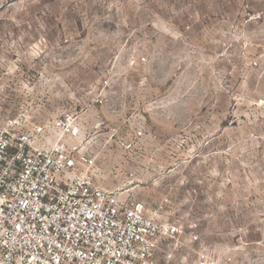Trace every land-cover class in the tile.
<instances>
[{"label": "rangeland", "instance_id": "rangeland-1", "mask_svg": "<svg viewBox=\"0 0 264 264\" xmlns=\"http://www.w3.org/2000/svg\"><path fill=\"white\" fill-rule=\"evenodd\" d=\"M64 111L109 187L169 199L175 264H264V0H0V126Z\"/></svg>", "mask_w": 264, "mask_h": 264}, {"label": "built area", "instance_id": "built-area-1", "mask_svg": "<svg viewBox=\"0 0 264 264\" xmlns=\"http://www.w3.org/2000/svg\"><path fill=\"white\" fill-rule=\"evenodd\" d=\"M99 157L77 112L0 126V264H175L186 228L162 217L169 199L109 187Z\"/></svg>", "mask_w": 264, "mask_h": 264}, {"label": "crops", "instance_id": "crops-1", "mask_svg": "<svg viewBox=\"0 0 264 264\" xmlns=\"http://www.w3.org/2000/svg\"><path fill=\"white\" fill-rule=\"evenodd\" d=\"M133 196V195H132ZM135 198V196H133ZM136 199H139V198H136Z\"/></svg>", "mask_w": 264, "mask_h": 264}]
</instances>
